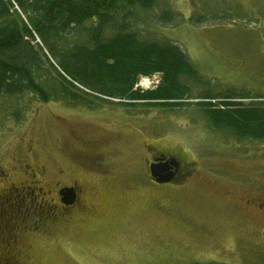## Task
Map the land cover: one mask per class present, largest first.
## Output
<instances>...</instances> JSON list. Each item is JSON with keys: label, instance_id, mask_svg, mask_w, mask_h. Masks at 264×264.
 I'll return each instance as SVG.
<instances>
[{"label": "rangeland", "instance_id": "374dc122", "mask_svg": "<svg viewBox=\"0 0 264 264\" xmlns=\"http://www.w3.org/2000/svg\"><path fill=\"white\" fill-rule=\"evenodd\" d=\"M165 7L176 18L156 24ZM133 26L150 39L176 44L212 93L234 90L264 100V0H157L154 9L135 13ZM158 77H142L136 88L154 89ZM205 89L192 87V94ZM86 99L92 108L27 95L1 98L0 165L18 171L10 164L23 150L30 163L43 167L41 185L50 186L59 168L65 171L59 179L73 176L63 139L71 152V134L92 138L105 128L125 135L116 142L123 155L115 165L123 171L131 169L137 144L157 141L194 162L203 180L164 191L174 196L165 203L119 200L117 190L101 185L95 204L101 214L93 221H58L39 234L17 232L23 248L30 247V264H264V214L244 203L264 199V141L237 140L210 128L192 103L171 109ZM129 125H139L141 134ZM14 175L24 178L22 171ZM90 185V196L97 195Z\"/></svg>", "mask_w": 264, "mask_h": 264}, {"label": "trees", "instance_id": "16d2710c", "mask_svg": "<svg viewBox=\"0 0 264 264\" xmlns=\"http://www.w3.org/2000/svg\"><path fill=\"white\" fill-rule=\"evenodd\" d=\"M156 1L0 0V99L27 95L87 108L93 107L87 97L171 109L192 103L210 128L237 140L264 141L262 97L212 93L176 44L136 31L135 13L154 9ZM174 18L165 7L155 23ZM156 74L154 89L135 87L140 77ZM192 87L206 89L194 95Z\"/></svg>", "mask_w": 264, "mask_h": 264}, {"label": "flooded vegetation", "instance_id": "af4514ba", "mask_svg": "<svg viewBox=\"0 0 264 264\" xmlns=\"http://www.w3.org/2000/svg\"><path fill=\"white\" fill-rule=\"evenodd\" d=\"M127 126L128 124L126 128ZM129 126L134 133L141 134L139 125ZM123 138L124 134L112 133L105 128L100 129L98 135L92 138L71 134V144L76 146L71 152L68 151L69 142L63 139L62 154L69 159L73 176L66 180L59 179L65 173L59 168L58 178L50 186L41 185L43 167L30 163L26 157L27 153L23 150L21 153L18 151V155L10 164L16 165L18 171H22V177L24 176L22 180L13 179L14 172L18 171H14L12 166L8 165L10 168H7L0 165V264L31 263V256L28 253L30 247L23 248L17 240L18 231L23 233L34 231L39 234V229L45 230L47 226H52L58 221L77 222L85 218L87 222L93 221L101 214L95 207L97 199L101 197L98 193H103L101 185L117 190L119 200L126 197L128 200L144 197L165 203L174 196L164 195V191L182 190L203 180L194 162L183 154L174 152L172 148L159 146L157 141L137 144L132 155L134 162L131 169L123 171L119 165H115L123 155L122 148L116 145V142L122 141ZM31 150L30 155L33 154ZM33 160L34 157L32 162ZM17 162L20 164L19 167ZM159 164L163 167L164 173L161 177L166 178L164 182L156 181L150 172L151 166ZM262 173L264 171H261ZM86 177L94 179L97 185H90ZM146 182L149 184L148 188L145 186ZM89 185L96 188L97 195L90 196ZM244 203L250 209H256L264 214V199L263 202L256 203L255 199L248 198ZM263 233L264 231L260 232Z\"/></svg>", "mask_w": 264, "mask_h": 264}, {"label": "water", "instance_id": "95a60500", "mask_svg": "<svg viewBox=\"0 0 264 264\" xmlns=\"http://www.w3.org/2000/svg\"><path fill=\"white\" fill-rule=\"evenodd\" d=\"M163 167H161V164L159 165H154L150 167V172L151 175L155 178L156 181L158 182H164L166 181V178L161 177L162 173H164Z\"/></svg>", "mask_w": 264, "mask_h": 264}]
</instances>
